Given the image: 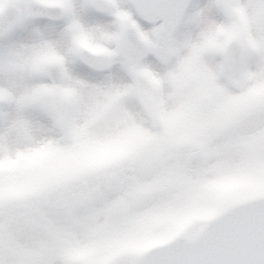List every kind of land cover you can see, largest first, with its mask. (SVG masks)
<instances>
[{
    "label": "snow or ice",
    "instance_id": "snow-or-ice-1",
    "mask_svg": "<svg viewBox=\"0 0 264 264\" xmlns=\"http://www.w3.org/2000/svg\"><path fill=\"white\" fill-rule=\"evenodd\" d=\"M0 264H264V0H0Z\"/></svg>",
    "mask_w": 264,
    "mask_h": 264
}]
</instances>
